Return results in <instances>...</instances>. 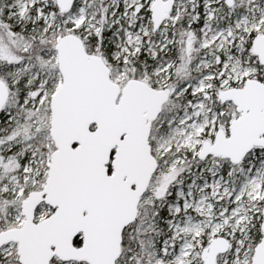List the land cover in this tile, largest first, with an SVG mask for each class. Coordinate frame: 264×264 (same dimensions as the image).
<instances>
[{
	"label": "snow or ice",
	"instance_id": "1",
	"mask_svg": "<svg viewBox=\"0 0 264 264\" xmlns=\"http://www.w3.org/2000/svg\"><path fill=\"white\" fill-rule=\"evenodd\" d=\"M0 264H264V0H0Z\"/></svg>",
	"mask_w": 264,
	"mask_h": 264
}]
</instances>
